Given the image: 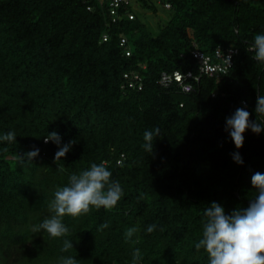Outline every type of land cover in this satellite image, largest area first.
Returning a JSON list of instances; mask_svg holds the SVG:
<instances>
[{"label":"trees","instance_id":"trees-1","mask_svg":"<svg viewBox=\"0 0 264 264\" xmlns=\"http://www.w3.org/2000/svg\"><path fill=\"white\" fill-rule=\"evenodd\" d=\"M158 3L169 15L155 26L134 7L157 16ZM112 8L110 0H0V136L16 134V142H0V264H60L69 255L79 264H131L137 248L141 264H209L194 247L207 207L219 203L230 215L257 195L251 177L264 173V131H247L236 149L225 119L240 107L261 119L264 63L252 45L264 34V0H128ZM228 48L237 53L219 75L192 53L214 64L215 50ZM156 127L151 155L143 134ZM53 131L76 142L58 161V146L44 143ZM35 148L31 162H18ZM101 162L123 189L118 205L64 217L66 237L33 232L55 191ZM130 227L139 231L126 240ZM64 239L73 243L68 252Z\"/></svg>","mask_w":264,"mask_h":264},{"label":"clouds","instance_id":"clouds-1","mask_svg":"<svg viewBox=\"0 0 264 264\" xmlns=\"http://www.w3.org/2000/svg\"><path fill=\"white\" fill-rule=\"evenodd\" d=\"M253 59L264 63V34H256L252 45ZM255 113L260 120L251 119V113L246 107H240L226 117L225 131L229 134L236 149L244 145L245 133L249 130L255 134L264 131V95L256 99ZM160 135L159 127L146 130L143 134L145 151L151 155L154 152V137ZM49 141L58 146L55 160L64 158L76 143L75 140L62 143L61 136L53 131L44 137V143ZM0 142L9 144L16 142L15 132H8L0 136ZM6 150V149H5ZM39 149L28 151L23 156L18 155V162H31L39 155ZM233 160L238 165L244 161L239 152L232 154ZM119 163V162H118ZM251 184L257 195L250 200L246 208H238L225 214L222 205L212 202L205 210L202 236L195 243L196 251L204 250L209 259V264H264V173L255 172L251 177ZM123 189L118 180L112 179V172L103 162L92 163L89 168L79 174H72L66 186L58 188L54 198L49 203L50 215L36 226L33 232L46 231L51 238L57 239L70 235L69 228L64 223V217L77 219L99 211L101 208L111 210L115 208L123 197ZM109 224L100 225L98 231L108 228ZM156 225H149L146 232L151 234L156 230ZM139 229L130 227L125 232V239L131 240ZM73 249V243L64 239L61 252ZM143 257L140 249L132 252L131 264H141ZM60 264H79L78 260L69 255L60 257Z\"/></svg>","mask_w":264,"mask_h":264},{"label":"built area","instance_id":"built-area-1","mask_svg":"<svg viewBox=\"0 0 264 264\" xmlns=\"http://www.w3.org/2000/svg\"><path fill=\"white\" fill-rule=\"evenodd\" d=\"M120 3H128V0H110V5L113 8L118 6ZM113 8L112 12L114 10ZM192 53L201 61L202 66L204 67L206 72L210 74L215 73L216 75H219L227 73L228 69L232 66L233 57L237 53V49L228 48L224 53L221 52V50L216 49L215 55L216 57L220 58V62H216L214 64L209 63V57L204 55L202 52L194 50L192 51ZM175 78L180 79V75L176 73Z\"/></svg>","mask_w":264,"mask_h":264},{"label":"rangeland","instance_id":"rangeland-1","mask_svg":"<svg viewBox=\"0 0 264 264\" xmlns=\"http://www.w3.org/2000/svg\"><path fill=\"white\" fill-rule=\"evenodd\" d=\"M157 6H158L157 16H154V14L150 11L142 12L139 9V6L134 4V7L137 8L136 11L138 15L140 16V18L148 20L154 26L156 25V23H158V21L164 23L169 15V11L165 9L160 3H158ZM156 28L157 27H155V29Z\"/></svg>","mask_w":264,"mask_h":264}]
</instances>
